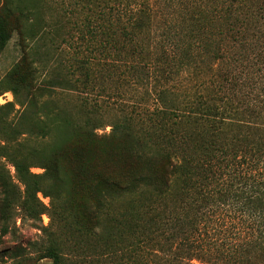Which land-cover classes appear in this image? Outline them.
<instances>
[{"label":"trees","instance_id":"1","mask_svg":"<svg viewBox=\"0 0 264 264\" xmlns=\"http://www.w3.org/2000/svg\"><path fill=\"white\" fill-rule=\"evenodd\" d=\"M82 1L85 58L77 47L67 71L46 42L43 54L27 43L48 33L42 0L0 8V51L17 30L32 73V81L11 77L14 100L0 103V211L8 216L18 200L27 218L50 216L11 256L29 249L52 264H193L246 252L256 242L233 241L216 214L234 196L264 223V181L233 194L242 176H226L239 162L264 164L255 80L264 73V0ZM62 91L85 96L67 105L55 100Z\"/></svg>","mask_w":264,"mask_h":264},{"label":"rangeland","instance_id":"2","mask_svg":"<svg viewBox=\"0 0 264 264\" xmlns=\"http://www.w3.org/2000/svg\"><path fill=\"white\" fill-rule=\"evenodd\" d=\"M34 1L27 0V5L33 9ZM5 0H0V8L3 6ZM41 4L44 7L42 11L45 12L46 19L50 22V26L47 27L48 33H40V39L30 40L27 43L30 51L40 50L43 54V45L47 43L46 48H51L50 57L56 58L59 55L62 57L63 65L61 70H71L74 66L72 58L77 59V53L75 50L77 47L80 49L78 55L85 58V7L82 0H42ZM26 43V44H27ZM22 42L17 30L12 31V36L6 45V47L0 51V103L14 100V96L11 91H6L9 87V81L11 77L25 75L28 80L32 81V73L30 68L22 62L23 58L29 54V47ZM57 63H54V65ZM17 67L19 75H9L14 67ZM264 73L258 75L255 80L258 83L260 92L264 93ZM12 81V80H11ZM64 90V89H63ZM63 94H59L55 97V100L60 103L79 104L83 99L82 94L80 97H76L80 92L73 91L69 95V90L62 91ZM116 100V97L114 98ZM16 108H20L16 106ZM264 113V109H263ZM109 119L111 116L108 117ZM258 121V120H255ZM261 127L264 126V118L258 122ZM111 130L110 125L101 127L98 129L99 134L109 133ZM264 134V130L262 131ZM240 158V157H239ZM3 163L10 171L11 180L15 183L16 191L21 196L23 191L22 184L17 180V176L14 167L5 159H2ZM238 171L232 170L227 172L226 176L230 177L238 175L242 176L241 182L235 181V185L232 187L233 194L254 193V190L258 188V182L264 181V164L260 165L257 169H249L248 163L239 162ZM44 169L39 167L31 168V171L35 173H41ZM240 172V173H238ZM3 196V190L0 186V206ZM40 199L45 203H49V198L44 197L41 193L38 194ZM227 204L223 205L217 210L216 217L225 215V223L222 227L224 232L233 233L236 235L237 240H247L245 237L252 238L254 244L247 248V251L234 250L229 253L227 258L222 256L216 257L213 255L211 260H208L207 256H199L192 260L193 264H239V261H246L248 264H264V235L262 231L264 229V223L261 222L263 217H260V213L257 211H249L244 203V198L234 199V196L230 198ZM215 209V208H214ZM8 216H3L0 211V264H52L51 259H39L38 254L33 250H26L25 256L15 258L12 257V251L17 247H27L30 241L37 240L40 236L41 230L38 225H47L50 222V216L48 213L41 215V221H35L34 219L24 216L23 211L20 208V202L15 201L12 203ZM228 213V214H227ZM256 216V217H255ZM258 217V218H257ZM237 230L239 231L237 233ZM199 240L202 237L198 238ZM214 250V249H213ZM27 252V253H26ZM203 253V252H200Z\"/></svg>","mask_w":264,"mask_h":264}]
</instances>
